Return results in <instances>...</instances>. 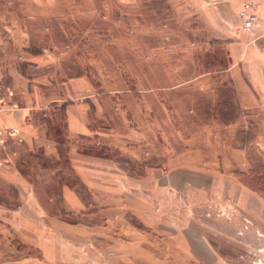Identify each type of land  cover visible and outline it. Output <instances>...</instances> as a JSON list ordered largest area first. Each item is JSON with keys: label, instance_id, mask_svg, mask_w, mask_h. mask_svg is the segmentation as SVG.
Instances as JSON below:
<instances>
[{"label": "rangeland", "instance_id": "obj_1", "mask_svg": "<svg viewBox=\"0 0 264 264\" xmlns=\"http://www.w3.org/2000/svg\"><path fill=\"white\" fill-rule=\"evenodd\" d=\"M254 1L259 12V5L264 4V0ZM243 2L0 0V5H4L0 15H7L15 27L16 32L11 34L15 45L19 43L22 50L28 49L35 55H41L43 49H47V59L58 60L63 76L85 73L97 98L105 90L101 82L109 77L121 79L122 83L117 85L131 89L125 95V102L137 98L132 91L143 77L144 65L154 60L173 62L174 58L182 57L184 62L172 64L168 72L160 66L165 78L169 76L170 80H175L180 76L189 81L165 91L164 101H168V106L156 101L154 113L158 118L154 119L155 126L151 127L150 133L157 145L155 147L153 143L157 155L150 162H159L165 158L161 155L166 151L163 143L182 147L178 142L180 136L189 137L199 124L212 122L216 108H223L219 103L225 98H233L229 82L227 86L223 85L227 80L218 72V66L206 71L202 65V58L208 52L216 53L217 59L227 56V41H223L222 50L212 40L223 36L233 40L246 37L250 40L247 41L249 45L264 51V39L260 37L262 28L257 27L252 32L242 29L239 12ZM220 15L225 20L222 21ZM52 47L54 51L51 52ZM170 52L176 54L158 59L152 57ZM194 54L195 58L199 57L198 61L196 58L199 70L193 61ZM27 63H20L25 74L34 76L41 71L37 67L26 71ZM157 66L153 71L156 69L158 75ZM257 67L255 89L264 99V66ZM6 86L9 85L2 88ZM115 86L110 84L109 89H120ZM182 88L186 89L181 96L178 90ZM184 92L188 93L187 98H184ZM116 95L109 94L105 98H116ZM109 105L114 120H118V116L122 120L123 111L116 108L114 100H109ZM61 107L58 102L53 103L39 113L49 119L51 128L59 126L58 138L63 143L57 144L62 148L63 161L69 160V143L78 146L80 152L108 145L104 143V136L98 134L82 135L71 142L67 135L66 112ZM133 122L143 123V126L148 124L145 115L137 113L131 116L130 124ZM180 122L186 131L181 135L177 131ZM93 123L99 126V121L93 120ZM55 133L53 130L50 137ZM252 147L248 149L249 163L242 166H250L248 172L236 171L234 175L255 189L264 203V149ZM0 156V167L8 176L5 180H9L10 169L17 168L30 182L29 185L25 183L28 188L24 192L23 187L18 189L11 182L0 180V264H264V210L246 215L232 197L218 198L215 194L197 206H190L184 198L157 196L154 197L157 207L145 206L147 209H143L140 204H133L127 185H117L114 179H109L113 176L111 173L106 177L111 182L108 185L111 193L105 190L91 193L70 169H62L63 174L58 178L50 173L37 177L38 168L33 164L42 158L44 162L51 161L37 150L30 151L22 142L15 141L6 149L0 147ZM113 157L129 177L141 178L146 161L131 155H123L120 159ZM62 179L70 182L77 193V197L72 190L67 193L66 203L60 198ZM16 184L22 186L20 181ZM50 193L60 200H49ZM39 205L44 207L45 214ZM47 211H56L58 215L49 216ZM197 233L205 247L195 246Z\"/></svg>", "mask_w": 264, "mask_h": 264}, {"label": "crops", "instance_id": "obj_2", "mask_svg": "<svg viewBox=\"0 0 264 264\" xmlns=\"http://www.w3.org/2000/svg\"><path fill=\"white\" fill-rule=\"evenodd\" d=\"M0 6L1 9L4 7V5ZM258 10L264 18V4L259 5ZM8 12L12 13L10 9ZM220 17L222 21L225 20L221 15ZM15 32L16 29L10 24L9 17L0 15V88L5 84L13 87L16 91V100L20 105L18 109L2 113L0 121L4 126L17 128L23 139L22 143L30 151L37 150L41 156L43 155L51 161V163L47 160L44 162L43 158L42 161L35 160L37 162L33 165L38 168L37 177H45L50 173L58 178L63 174L62 169H70L79 178H76L77 181L80 180L91 193L94 190H105L111 193L109 190L111 187L108 185L111 184L110 180L114 179V183L117 185L129 187L128 194L132 197L133 204L136 206L140 204L144 207L143 209H147L145 206L148 208L157 207L154 199L157 196L184 198L190 203V206H197L215 194L218 198L232 197L246 215H253L254 211L256 213L263 212L264 203H262L263 199L259 193L234 175L236 171L248 172L250 166L248 168L242 166L249 163L248 149L251 146L254 149L255 147L259 150L264 149V99L260 98L255 89V79L259 74H257V66H264V51L249 45L248 38L241 37L239 40H233L229 36H223L212 40L221 43L227 41L226 52L229 68L220 74L226 77L227 81L225 82L233 81L236 93L234 102L246 112L237 121L229 124L215 118L218 116L217 114L213 115L212 122L204 125L199 124L198 129L188 134L189 137L180 136L178 142L182 147L163 143L162 146H165L166 151L161 155H164L165 158L159 162H150L157 155L153 143L155 147L157 145L150 133L151 127L155 126L154 119L158 118L154 113L156 101L168 106V101H164L165 94H167L165 91L183 86L189 81V79L180 76V80L179 77L175 80L173 78L170 80L169 76L165 78L166 74L161 71V67L167 71L170 66H173L172 64L184 62L182 57L174 58L173 62L159 63L154 60L149 65H144L142 68L143 77L139 78L141 80H138L136 88H133L132 91L137 98H130L125 102V95L131 92V89L117 85L121 84L122 80L113 77L104 78V82L100 79L105 90L97 98L95 92L90 88L85 73L74 76L61 75L58 60L47 59L48 55L45 52L47 49H43V54L35 55L28 49L22 50L19 43L15 45L11 39V34ZM53 49L52 47L50 51H54ZM174 54L176 53L157 54L158 56L155 54L156 56L152 57L158 59L159 56L169 57ZM147 55L151 57L149 53ZM195 56L194 54L193 61L196 69L199 70ZM24 61L28 62L26 71L29 72V69L36 67L41 71L34 76L25 74L20 65ZM50 66L52 68L48 69ZM156 66L160 71L159 76L156 69L155 72L153 71V67L156 68ZM62 68L64 69V67ZM5 79L6 81L3 82ZM110 84H115V87L120 89H109ZM184 89L186 88L178 90V94L182 96ZM109 94L117 95L116 98H105ZM187 94L184 92V98H187ZM156 97L158 100L155 99ZM109 100H114L116 108L123 111L121 112L122 120H120L121 116H118V120H114ZM57 102L60 105L66 103L67 135L71 142L82 135L104 136V143L119 150L121 156L131 155L140 161H146L143 162L145 167L141 178L129 177L123 168L117 166V160L116 162L112 158L93 157L80 152L79 147L74 143H69L70 146L67 150L69 160L63 161L61 158L64 156H61L57 142L48 134L49 119L43 118L39 113V111L42 113L50 104ZM159 108L162 109L160 106ZM134 113L144 114L148 121L147 126H143L144 124L139 122L130 124L131 116ZM28 118L30 119L28 120ZM93 120L99 121V126H95ZM180 125L177 129L180 132L179 135L186 132L182 122ZM163 132L158 131V133ZM11 145L12 142L8 146L11 147ZM4 170L0 167V180L11 182L18 189L23 187L22 190L26 192L28 187L25 183L30 184L27 175L20 170L19 172L17 168H11L10 174H8L9 180H5V177L8 176L3 172ZM110 173L113 176H110V180L107 181L106 177ZM18 181L22 186L16 184ZM60 183H62L60 198L63 203L67 202L66 194H70L71 190L77 197L70 182L62 179ZM47 198L60 200L53 193H50ZM39 206L42 213L45 214L44 207ZM47 214L56 217L58 212L47 211ZM248 221L252 223L251 220H246V222ZM195 236V246L205 247L202 237L198 233ZM255 237L260 239L256 234ZM255 242H249V244L255 245Z\"/></svg>", "mask_w": 264, "mask_h": 264}, {"label": "trees", "instance_id": "obj_3", "mask_svg": "<svg viewBox=\"0 0 264 264\" xmlns=\"http://www.w3.org/2000/svg\"><path fill=\"white\" fill-rule=\"evenodd\" d=\"M213 44H217L219 49H224L222 43L220 41H212ZM197 61L199 59V57H196ZM198 64V62H197ZM202 65L204 66V68H206V71H210L214 66H218L219 68V73L220 72H224L229 68V60H228V56H226V58H220L217 59L216 58V53L211 54V52H208L207 54H205L202 58ZM230 86H231V90L233 92V98H225V100H223L221 103H219L220 105L223 106L222 109L217 110L216 108V113H214V115H218L215 116V118H217L218 120H220L221 122L225 123V124H229V123H233L235 121H237L239 119V117L245 113V110H242L240 108V106L234 102V99L236 98L235 96V88L233 85V81L229 82ZM223 85L227 86V82H225ZM219 106V105H218ZM66 108V103L62 105L61 109L66 112L65 110ZM50 123V122H48ZM55 130L56 133L54 134V136H51V138H53L56 142L63 143V141H61L58 137L60 134V129L59 126L58 127H50L49 124V131L48 134L49 136L51 135L52 131ZM60 154L61 156L63 155V151L62 148H60ZM112 151V152H111ZM83 153L85 154H89V155H96L99 157H104V158H114L113 156H117L119 159L121 157V153L119 150L115 149L113 150L112 147L110 148V146L105 145L103 147H101L98 150H95L93 148L85 150Z\"/></svg>", "mask_w": 264, "mask_h": 264}, {"label": "built area", "instance_id": "obj_4", "mask_svg": "<svg viewBox=\"0 0 264 264\" xmlns=\"http://www.w3.org/2000/svg\"><path fill=\"white\" fill-rule=\"evenodd\" d=\"M243 8L239 12L241 17L242 29L246 32H252L255 28L261 27L263 33L260 35L264 39V20L261 19L259 12L256 10L254 0H244ZM20 107L16 100V91L11 86L0 88V116L8 110H15ZM30 118H28L29 120ZM20 131L15 127H8L1 124L0 121V147L7 148L10 142H22Z\"/></svg>", "mask_w": 264, "mask_h": 264}]
</instances>
